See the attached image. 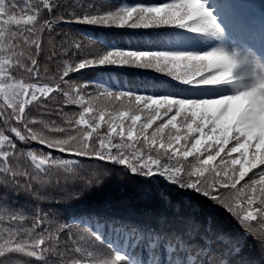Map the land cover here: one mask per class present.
<instances>
[{
  "label": "snow or ice",
  "instance_id": "1",
  "mask_svg": "<svg viewBox=\"0 0 264 264\" xmlns=\"http://www.w3.org/2000/svg\"><path fill=\"white\" fill-rule=\"evenodd\" d=\"M226 5L0 0V264H264V32ZM110 176L140 218L78 208Z\"/></svg>",
  "mask_w": 264,
  "mask_h": 264
},
{
  "label": "trees",
  "instance_id": "2",
  "mask_svg": "<svg viewBox=\"0 0 264 264\" xmlns=\"http://www.w3.org/2000/svg\"><path fill=\"white\" fill-rule=\"evenodd\" d=\"M62 2L68 3L70 2V0H62ZM71 2H75V0H71ZM128 2H135V0H128ZM144 2H149V0H144ZM213 7H216V5L213 4ZM229 8L231 9L234 8L231 5V3H227L225 9H229ZM233 11L235 10H232L231 12ZM220 12H221V8L217 10V14H219ZM120 42L124 45H127L128 43L136 44L137 40L135 37H130L126 35L123 38H120ZM118 183L119 180L117 179L116 176H110L107 183L102 188H93L89 192H87L85 196L82 198L81 203L78 205V208L86 212L93 210L100 211L105 209L108 203L111 202L113 206V210H115V212H117L118 214L120 215L131 214L133 218H140L142 216L143 205H137V204L129 205V204L119 203L120 201L126 199L127 196H130L131 192L129 191L126 195H122L120 192L116 190L115 186ZM142 259H146V255L143 256Z\"/></svg>",
  "mask_w": 264,
  "mask_h": 264
},
{
  "label": "rangeland",
  "instance_id": "3",
  "mask_svg": "<svg viewBox=\"0 0 264 264\" xmlns=\"http://www.w3.org/2000/svg\"><path fill=\"white\" fill-rule=\"evenodd\" d=\"M258 5H259V16H257L256 19H254V23L251 25L250 29H253V30L255 29V31L257 32L258 31L262 32V24H264V17L262 16V14H264V0H258ZM225 28H227V26ZM226 42L230 48H235L234 42H239V40H234L233 42L231 41V39H226ZM215 43L216 42L210 38L205 44H202V43L201 44L203 48L206 49V48L214 46ZM257 44H259V42H257ZM238 48L240 49L241 47L239 46Z\"/></svg>",
  "mask_w": 264,
  "mask_h": 264
}]
</instances>
